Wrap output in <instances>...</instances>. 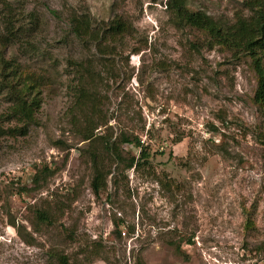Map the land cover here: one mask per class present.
<instances>
[{"label":"rangeland","instance_id":"rangeland-1","mask_svg":"<svg viewBox=\"0 0 264 264\" xmlns=\"http://www.w3.org/2000/svg\"><path fill=\"white\" fill-rule=\"evenodd\" d=\"M12 1L37 16L40 50L21 42L4 48L6 58L45 85L26 135L6 133L21 124L0 123V264H59L57 254L73 264H264V111L250 60L176 28L167 0ZM242 1L187 3L230 20ZM72 13L96 28L121 18L129 34L99 54L71 33ZM81 59L95 65V106L84 113L73 106L68 63ZM8 106L0 89V114ZM87 119L95 141L78 133ZM99 137H128L125 158L139 157L140 140L147 163L118 166ZM89 152L108 173L99 195Z\"/></svg>","mask_w":264,"mask_h":264},{"label":"trees","instance_id":"trees-1","mask_svg":"<svg viewBox=\"0 0 264 264\" xmlns=\"http://www.w3.org/2000/svg\"><path fill=\"white\" fill-rule=\"evenodd\" d=\"M18 10L20 9L14 7L12 0H0V17L3 18L5 31L0 37V89L5 92L9 103L7 109L0 114V123L6 119L22 126L8 128L6 133L11 136L26 135L29 126L36 122L35 116L42 104L40 89L45 85L43 77L35 76L33 71H24L18 62L12 63L13 61L6 58L4 48L13 47L21 42H26L33 51L40 50L34 41L36 32L40 28L37 16L34 13L27 15L22 10ZM166 10L176 28H193L201 31L207 36L209 46L223 47L237 57L250 60L258 79L255 101L264 111V0H243L240 10L230 20L215 18L203 11H192L188 7L187 0H167ZM27 17L29 23L25 24ZM69 23L73 36L87 48L93 45L99 54L115 51V43L123 41L130 29L128 22L117 17L96 28L89 16L72 13ZM68 63L69 66L74 64L76 66L74 79L77 81L75 86L77 90L73 106L84 113L88 110L87 106L91 105L93 108L96 101L95 95L88 88L89 81L93 79L94 61L81 59L70 60ZM84 124L85 127L78 133L86 141L97 140L92 126L90 127L91 121L87 119ZM1 130L0 126V132ZM99 138L104 140L102 145L106 155L114 158L118 166L123 165L130 170L147 163L149 152L140 140L134 141L135 146L141 150L139 157L125 158L122 145L131 142L128 137L122 138L121 142ZM89 153L94 169L91 188L95 195H99L107 185L108 173L102 167V156L97 152ZM40 174L35 175L36 183ZM36 215L40 222L51 220L48 211L36 210ZM57 260L59 264H73L65 254H57Z\"/></svg>","mask_w":264,"mask_h":264}]
</instances>
